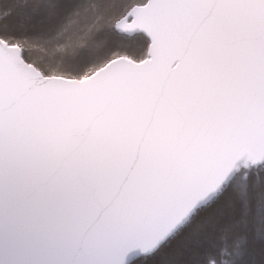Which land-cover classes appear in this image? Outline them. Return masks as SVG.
<instances>
[{
    "label": "snow or ice",
    "instance_id": "snow-or-ice-1",
    "mask_svg": "<svg viewBox=\"0 0 264 264\" xmlns=\"http://www.w3.org/2000/svg\"><path fill=\"white\" fill-rule=\"evenodd\" d=\"M0 264H264V0H0Z\"/></svg>",
    "mask_w": 264,
    "mask_h": 264
}]
</instances>
